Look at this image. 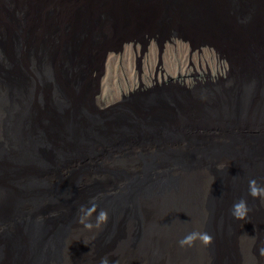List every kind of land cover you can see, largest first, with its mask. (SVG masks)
I'll use <instances>...</instances> for the list:
<instances>
[{
  "label": "water",
  "instance_id": "obj_1",
  "mask_svg": "<svg viewBox=\"0 0 264 264\" xmlns=\"http://www.w3.org/2000/svg\"><path fill=\"white\" fill-rule=\"evenodd\" d=\"M172 37L258 67L228 77L238 86L228 114L232 95L220 85L219 103L197 113L239 120L259 90L256 110L264 116V0H0V264H64L82 205L95 198L110 217L140 211L141 200L160 203L184 184L173 171L187 173L207 154L190 138L187 103L196 92L151 89L97 106L110 55L139 42L141 64L152 41L161 57ZM226 143L209 149L230 151L242 168L257 156L244 138ZM100 148L108 151L102 174L117 181L113 191L91 190L72 162ZM120 232L108 226L99 258L128 239Z\"/></svg>",
  "mask_w": 264,
  "mask_h": 264
},
{
  "label": "rangeland",
  "instance_id": "obj_2",
  "mask_svg": "<svg viewBox=\"0 0 264 264\" xmlns=\"http://www.w3.org/2000/svg\"><path fill=\"white\" fill-rule=\"evenodd\" d=\"M141 50L142 45L139 42H131L125 45L123 52L108 57L102 93L97 100L98 108L105 110L109 105L120 101L124 95L138 92L137 88L141 83L149 88L157 86L158 83L160 88H164L162 83L176 81H179L180 85L184 81L186 85L191 82L208 84L191 88H197L198 92L189 104L187 103L190 112L186 114L191 127L194 126L191 136V129L188 131L190 138L206 149L207 154L201 155L187 173L179 171L183 175L184 184L173 189L170 194L160 196V203L159 200H152L153 197L141 200L143 205L140 211L128 207L124 213L112 214L106 224L99 228L93 227L92 230L85 229L79 221L75 223L64 251V264H99L95 262L100 256L99 251L105 242L104 234L108 226L114 230L116 237L122 231V235L128 238L110 244L111 249L107 256L112 259L109 260L110 264H264V202L260 199L255 206L251 205L246 216L250 221L248 224L245 218H232L233 215L230 214L227 217V212H232L239 197L250 199L249 192L240 191L249 187L250 180L255 179L258 184L264 185V116H259L260 113L256 110L261 101L259 90L254 92L256 94L253 91L250 93L246 105L251 110L247 118L243 117L245 120H224L217 116L206 124L201 121L200 115H197L199 112H194L200 111L205 104L213 105L218 99L214 97L221 95L219 86H215L218 83L227 95H232L225 98L227 102L224 114H228V107L232 106L238 95L232 92L238 87L237 84L233 81L226 83L228 77L235 74H256L257 64L249 61L235 65L226 53L218 52L213 47L192 48L189 42L172 37L166 41L161 55L163 65L158 69V43L154 41L149 46L140 64L137 59L141 56ZM210 89L212 95L204 96ZM235 136L244 138L247 144L252 146V150L257 152L256 158L252 159L246 168L239 167L230 151L220 148L212 152L209 149L212 145L228 148L225 140ZM120 156L123 159L126 157L122 154ZM107 159L108 151L100 148L92 157L77 156L72 162L77 169H84L83 173L87 178L84 184H88L91 190L95 189L94 186L106 185L107 191H113L117 181L102 174ZM108 165L113 172L119 166L117 163ZM134 169L138 170L139 166ZM179 172L173 171V174L178 175ZM169 196L173 198L170 208L164 206L170 200ZM231 196L233 200L229 204ZM209 202L212 203L211 208H208ZM175 206L177 208L174 209ZM188 213L192 214L187 215ZM185 218L191 222L195 218L197 227H194V224L191 226ZM91 222L95 225V214L91 217ZM154 226L157 228L151 232L150 229ZM200 230L213 237L210 248H202L204 245L199 241L193 247L180 246L181 236L183 238L192 231ZM142 238L144 239L141 241ZM201 251L202 257L195 259Z\"/></svg>",
  "mask_w": 264,
  "mask_h": 264
},
{
  "label": "clouds",
  "instance_id": "obj_3",
  "mask_svg": "<svg viewBox=\"0 0 264 264\" xmlns=\"http://www.w3.org/2000/svg\"><path fill=\"white\" fill-rule=\"evenodd\" d=\"M153 42L154 41H152V43ZM218 85L219 84L216 83L215 86H218ZM151 89H164V90H168L170 88H155V87H153V88H150L149 90H151ZM185 89L186 90L193 91V92H196V94L198 92V89L197 88L192 89V90L191 89H188V88H185ZM183 90H181V91H183ZM101 93H102V91H101ZM208 93H206L204 96L208 97ZM100 96H101V94L97 97V100H98V98ZM205 105L203 107H201V109H204L205 108ZM213 105L216 106V104H214V103H213ZM109 107H110V105H109ZM250 110H251V108L249 107V109H247L245 111L244 118H247L248 117V114H249ZM100 111H102V110H100ZM194 112L197 114L196 111H194ZM197 115L198 116L200 115L199 118L201 119L202 122H204L206 124L211 120V118H214L213 116L210 117V115H208V116H201L200 113L197 114ZM211 115H212V113H211ZM259 116H260V114H259ZM241 118L243 120H245L243 117H241ZM193 130H194V126H193ZM232 140L233 139L225 140V141H232ZM179 175H181L180 172H179ZM229 191H232V190H229ZM240 191H247V192H249L250 199L248 200V199L239 197V199L237 200L238 202H236L233 205V210L230 213L233 215L234 218L241 219V220H245V219H247L246 216L248 215V213L250 211L251 205L255 206L256 203H258V201L260 199H261L262 202H264V185H260V184L257 183V181L255 179H252V180L249 181V187L244 188V189H242ZM232 200H233V197L231 196V200H230L229 204L232 202ZM227 206H226V210H227ZM97 209H98V204L95 202V198H93L89 202V205H87V206L82 205L80 207V209H79V213H80L79 220H77L76 223L79 221V223H81L84 226V228L85 229H88V230H92L93 227L99 228L102 224H106L107 221H108V212H107V210L106 209H100L99 211H97ZM230 213L227 212V217H229V214ZM93 214H95V225L91 222V217L93 216ZM191 214L192 213H188L187 215H191ZM227 217L225 219V222L227 221ZM185 220L187 221V223H191V226L197 221L195 218L193 219L192 222L191 221H188V218H185ZM248 223H250V221L247 219V224ZM197 241L201 242L204 245L202 248H204L205 246H206V248H210L209 245L212 244L213 237L211 236V234H209L206 231H192V232L188 233L187 235H185L179 241V244H180L181 247H193ZM110 249H111V247L109 246L107 252L105 254H103L100 258H98V260H96L95 263H99V264H110V261L112 259L109 258V257H107L109 255ZM197 255H198V257L195 258V259L198 260L203 255L202 254V251L200 253H198Z\"/></svg>",
  "mask_w": 264,
  "mask_h": 264
},
{
  "label": "flooded vegetation",
  "instance_id": "obj_4",
  "mask_svg": "<svg viewBox=\"0 0 264 264\" xmlns=\"http://www.w3.org/2000/svg\"><path fill=\"white\" fill-rule=\"evenodd\" d=\"M160 57V56H159ZM163 65V61L161 60V57H160V60H159V67L158 69ZM157 69V71H158ZM164 79V78H163ZM171 79V78H170ZM159 84V83H158ZM157 84V86H154L155 88H160L159 85ZM164 88H176V89H185V88H188V89H191V88H194V87H203V86H206V85H202V82H191V83H188V85H186V82L184 81L182 85H180L179 81H176V82H169V83H162ZM150 88L147 87L146 85H144L143 83L140 84L139 88H137V91L138 92H143L145 90H149Z\"/></svg>",
  "mask_w": 264,
  "mask_h": 264
},
{
  "label": "bare ground",
  "instance_id": "obj_5",
  "mask_svg": "<svg viewBox=\"0 0 264 264\" xmlns=\"http://www.w3.org/2000/svg\"><path fill=\"white\" fill-rule=\"evenodd\" d=\"M236 180V179H235ZM240 183V182H239ZM234 185H235V182H234ZM234 185H233V187H234ZM222 192H223V190H222ZM168 207L170 208V207H172V204L170 203L169 205H168ZM175 208H177L176 206L174 207V209ZM175 211H177V209L175 210ZM205 213V212H204ZM203 215V214H202ZM175 217V216H174ZM206 217V216H205ZM178 218H179V216H178ZM169 220V219H168ZM170 221L172 222V220H171V218H170ZM199 222H201V221H199ZM167 223V222H166ZM203 224V223H202ZM171 227V226H170ZM194 227H197V225L194 223ZM166 228H167V226H166ZM200 228V227H199ZM168 229V228H167ZM169 230V229H168ZM201 231V230H200ZM181 239H182V236H181ZM68 253V252H67Z\"/></svg>",
  "mask_w": 264,
  "mask_h": 264
}]
</instances>
